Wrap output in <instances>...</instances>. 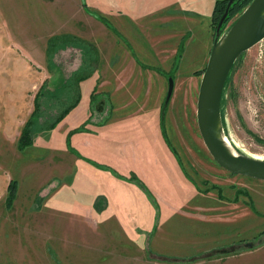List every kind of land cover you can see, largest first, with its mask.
<instances>
[{"label": "rangeland", "instance_id": "obj_1", "mask_svg": "<svg viewBox=\"0 0 264 264\" xmlns=\"http://www.w3.org/2000/svg\"><path fill=\"white\" fill-rule=\"evenodd\" d=\"M74 1L0 0V264H264V181L224 170L198 128L212 20L187 32L171 9L125 0L116 22L99 19L109 33L90 38L102 50L93 58L71 27ZM65 36L74 41L58 53ZM131 61L140 79L112 86L104 64ZM89 65L94 80L85 78ZM147 72L164 79L160 105V83ZM230 77L225 140L264 159V40ZM102 79L108 98L131 94L117 115L109 98L105 120L96 113ZM85 81L97 91L87 97L93 114L80 93Z\"/></svg>", "mask_w": 264, "mask_h": 264}, {"label": "water", "instance_id": "obj_2", "mask_svg": "<svg viewBox=\"0 0 264 264\" xmlns=\"http://www.w3.org/2000/svg\"><path fill=\"white\" fill-rule=\"evenodd\" d=\"M234 0H230L229 7ZM229 8L217 27V36L203 73L197 101V123L212 158L231 174L264 181V160L234 155L224 139L223 94L238 59L264 40V0H253L236 21L221 33ZM170 79L168 99L173 93Z\"/></svg>", "mask_w": 264, "mask_h": 264}, {"label": "crops", "instance_id": "obj_3", "mask_svg": "<svg viewBox=\"0 0 264 264\" xmlns=\"http://www.w3.org/2000/svg\"><path fill=\"white\" fill-rule=\"evenodd\" d=\"M145 1L151 4V6H154V11L157 13L160 11H165L168 14L169 9H171L174 12L173 13L174 18H183L184 21L187 22L185 26L182 25L183 30L190 32L195 29L194 21L198 20L204 23H209L212 20L213 11H214L213 6L215 7V3L217 0H215L214 3L212 2V0H130V4H135V3L143 4V2ZM89 2L92 3L91 4V7L93 8L91 9L93 10L92 12H89L88 10H85L84 12L83 10L84 8L80 0L74 1V4L76 6V9H75L76 16L73 19H71L72 21L71 27H73L74 30L77 31L74 35L76 36L84 35L85 36V51H87L91 56H93V58H97L96 53L98 52L99 57H100V53L102 50L99 45L98 47L93 45L95 44V42H92L90 38H98V39L100 37L104 38L109 33L105 29L103 24L99 21V19H101L102 16L111 18L113 15L112 20L116 22L117 20L115 16L123 12L121 11L120 8L121 6L125 5V0H89ZM131 11L135 14V16L139 15V20L144 21V17L142 16L141 12L138 10L137 7L132 9ZM132 18H133L131 19L132 21L134 19H137L133 16ZM136 25L138 26V23H136ZM142 26L143 28H147V25H145V22H143ZM78 31L80 33H78ZM102 44H103V47L106 48V46L104 45V41ZM102 58L105 59L104 57ZM86 65L87 64H85V68H86ZM116 65L117 64H114V65L104 64L103 66L105 67V70L111 71V73L109 74H111V76L113 77L111 78L112 86H116L117 84H121V83L125 84L126 79L133 80V79H137L138 76L142 75L141 69L139 68L140 66L138 64H133L132 61L129 64H124L119 67H116ZM89 68H92V70H95V71L93 72L92 70L91 71L88 70L87 71L88 74L85 76V78L90 76L94 80L95 76L98 75V69L97 67L96 69H93L92 66H90ZM147 73H145L144 75H148L147 78H148L149 83H154L155 82L154 78H157L156 84L160 83V85L157 84L159 88L158 94H159V105H160L163 100L164 79L161 76L152 74L151 72H147ZM106 76L107 74L105 73L104 77ZM102 77H103V73L101 74L100 78L98 77L99 80ZM141 77L143 78V76ZM138 78L140 79V77ZM90 84L91 86L89 87L88 82L85 81V90H84V88L82 87V83H81V86H80L82 90L80 91L81 96L85 100V105L87 106V103L89 100L87 97L91 95L90 96V100H91L95 87L97 88V91L99 90L98 95H103V96H101L98 100L96 113L99 112L101 115H103L102 117H104V120L106 119V115L109 111L108 110L109 108L106 103V101L109 100V98L116 101L114 102L115 106L113 108V112L115 115H117V113L119 112L126 110L128 105L130 104L131 94L128 89H126L125 92H122L121 94H116V95L109 94L110 97L108 98L107 95H105L107 93L102 92L104 91V88L106 87V85L110 84L108 81H106L105 79H102L95 87H93L94 83H90ZM97 91L94 93V97L97 95ZM88 106L90 107V103ZM88 106L85 107V109L88 108ZM91 112H92V107H90V113ZM87 115L89 116V114ZM91 116L92 115H90L89 117ZM94 128L100 129V127H94ZM85 212L87 214H90L93 212V208L88 207L85 209ZM127 214L128 215L126 219L124 220L125 225L128 224L130 212H128Z\"/></svg>", "mask_w": 264, "mask_h": 264}, {"label": "trees", "instance_id": "obj_4", "mask_svg": "<svg viewBox=\"0 0 264 264\" xmlns=\"http://www.w3.org/2000/svg\"><path fill=\"white\" fill-rule=\"evenodd\" d=\"M252 1L253 0H234L232 2V5L229 7L230 0H217L216 3H215V7H214V11H213V16H212V24H211V26H212V28H213V30L215 32L214 33V39L217 36V27H218V24H219L221 18L223 17V15L225 14L226 10L229 8L228 17L226 18V21H225V23H224V25L222 27L221 33L224 32V31H226L227 28L231 26V25L229 26V24L233 20H235V18L239 14H242L243 11L252 3ZM65 37H67V36H65ZM73 41H74L73 40V36L72 37H67L64 41L61 42V45L58 48V53L60 51H62L63 48H66V47L70 46V43L73 42ZM51 46L54 47L55 45L52 44ZM240 59H241V57L238 59V61ZM237 62H236V64H237ZM234 68H235V66H234ZM234 68H233L232 72L234 71ZM204 71H205V69L200 74L202 75L204 73ZM230 82H231V77H229V79L227 81L226 88H225V91H224V94H223V99H224V96H225L226 89L230 85ZM93 98H94V94L92 95L91 100ZM38 101L39 100L37 99V102ZM38 104L41 107V104L40 103H38ZM72 109H73V106H70L69 109H67L65 112H68V111H70ZM39 110H40V108H39ZM65 112H63L61 115H59L58 118H56L54 121L59 123L60 120H61V118H63V114ZM222 112H223V100H222ZM31 125L32 124L30 123L27 126V128L24 130V132H23V138H22L23 140L26 137V133H28V131L30 132ZM259 142L262 143V144H264V141L263 140H259ZM29 143H30V140H25V143L24 144H29ZM248 247L255 248L256 245L254 246L252 244H249ZM174 262H178V261H174Z\"/></svg>", "mask_w": 264, "mask_h": 264}, {"label": "bare ground", "instance_id": "obj_5", "mask_svg": "<svg viewBox=\"0 0 264 264\" xmlns=\"http://www.w3.org/2000/svg\"><path fill=\"white\" fill-rule=\"evenodd\" d=\"M224 142H225L226 146L232 151V153L234 155H238L237 151L232 148V145H230L225 139H224ZM255 159L264 160V159H262L260 157H255Z\"/></svg>", "mask_w": 264, "mask_h": 264}]
</instances>
